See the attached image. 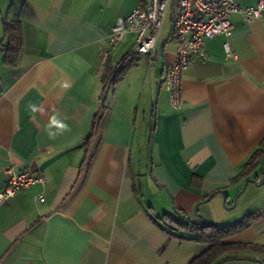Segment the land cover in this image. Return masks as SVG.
Returning <instances> with one entry per match:
<instances>
[{
	"label": "crops",
	"instance_id": "crops-1",
	"mask_svg": "<svg viewBox=\"0 0 264 264\" xmlns=\"http://www.w3.org/2000/svg\"><path fill=\"white\" fill-rule=\"evenodd\" d=\"M139 1L0 0V44L3 20L19 19L23 37L14 67L0 49V190L8 168L44 178L0 204V264H188L208 245L167 234L160 217L177 216L172 203L198 221L196 202L240 189L257 193L245 207L256 218L223 242L264 245V152L241 167L264 139V14L230 15L235 58L222 36L205 40L181 71L179 104L159 100L153 127L147 57L129 49L133 33L108 45ZM244 256L221 264H261Z\"/></svg>",
	"mask_w": 264,
	"mask_h": 264
},
{
	"label": "built area",
	"instance_id": "built-area-1",
	"mask_svg": "<svg viewBox=\"0 0 264 264\" xmlns=\"http://www.w3.org/2000/svg\"><path fill=\"white\" fill-rule=\"evenodd\" d=\"M171 8L172 41L175 45L173 57L167 61L162 86L168 95L171 107L180 102V74L191 58L205 56V40L222 36L226 56L235 58L230 52L227 38L231 35V14H238L244 22H251L264 14V0H256L254 5H241L235 0H140L130 13L119 18L112 26L108 45L118 43L125 34L133 33L136 55L147 57L148 69L154 66L158 29L164 15ZM6 186L0 190V204L13 197L20 189H27L34 183H44L41 175L30 172L5 170ZM40 201L43 199L39 198Z\"/></svg>",
	"mask_w": 264,
	"mask_h": 264
},
{
	"label": "trees",
	"instance_id": "trees-1",
	"mask_svg": "<svg viewBox=\"0 0 264 264\" xmlns=\"http://www.w3.org/2000/svg\"><path fill=\"white\" fill-rule=\"evenodd\" d=\"M3 40L1 41V51L4 52V63L9 67L16 65V60L23 47L22 26L19 19L3 20ZM170 38V37H169ZM127 67L117 69L119 78L127 70ZM264 152V139L259 147L252 153L247 162L242 167V171H250L257 164L258 158ZM179 214L186 216L182 211L177 210ZM255 215L247 214L242 220L226 226L217 227L207 222L201 223L200 220L194 221L181 218L179 215L171 216L163 214L160 220L166 228L167 234L180 239H190L205 243L208 247L188 264H221L224 261L244 258L248 252H254L261 255V263H264V245L253 242L225 243L223 239L229 235L248 227L255 219Z\"/></svg>",
	"mask_w": 264,
	"mask_h": 264
},
{
	"label": "rangeland",
	"instance_id": "rangeland-1",
	"mask_svg": "<svg viewBox=\"0 0 264 264\" xmlns=\"http://www.w3.org/2000/svg\"><path fill=\"white\" fill-rule=\"evenodd\" d=\"M172 13H171V8H169L166 12V15H164V19L162 22V26L160 29H158V43L159 46L162 45L163 43H165L164 46V52L165 53H171L174 50V44L173 42L169 41V37L171 34V27H172ZM132 41L130 40L128 42L129 49H133L135 48V46L133 44H131ZM153 63H154V67L153 69L150 68V70H147V77L146 79L144 78L145 81V86H144V92L142 93V99L143 104L145 107V110L151 114V115H155L157 112V105H158V101L160 100V102H162V100H167L168 95L166 93V91L164 90L163 86H161L159 92L157 93V103L155 105V110L152 107L153 102H154V97L155 94L154 92H156V88H157V84H158V80H160V67H161V58L160 56L157 55H153ZM145 61L142 60L141 64L142 67L145 66ZM146 67H143V69L145 70ZM148 78H152L151 80ZM153 124V121H152ZM241 191V189H240ZM248 190H245V192L241 193L239 191H237L235 197L232 199V201L230 202H225V204L222 203V197L220 199V201H218V197H214V198H209V200L207 202H202L198 205L199 210L198 213L203 215V219L205 220V222L209 223V224H214L217 227L221 226H226V225H230V224H234L236 222H238L239 220H242L243 217H246L247 213L250 212L249 209H246L245 207L247 206V204H251V210H255L258 207V202H259V197L257 196V193L254 192H250V197L249 199H246L245 196H247L248 194ZM241 193V194H239ZM219 202V203H218ZM172 203L170 205V210L169 211H173L172 208ZM192 216L195 217V213H192Z\"/></svg>",
	"mask_w": 264,
	"mask_h": 264
},
{
	"label": "water",
	"instance_id": "water-1",
	"mask_svg": "<svg viewBox=\"0 0 264 264\" xmlns=\"http://www.w3.org/2000/svg\"><path fill=\"white\" fill-rule=\"evenodd\" d=\"M172 33H173V29L171 30V35H172ZM169 41H172V37H170L169 38ZM164 46H165V43H163L160 47H159V55L161 56V58H162V60H163V72H162V77H161V79L160 80H158L159 82H158V84H157V88H156V92H154V94H155V97H154V102H153V105H152V107L154 108V110H155V105H156V103H157V96H158V92H159V90H160V88H161V85H162V80L164 79V74H165V71H166V66H167V58H166V55H164L165 54V52H164ZM155 115H153V118H152V121H153V127L155 126ZM150 144H152V136H151V141H150ZM149 144V145H150ZM149 151H150V165H149V171H150V169L152 168V154H151V145H150V147H149ZM149 174H150V177H151V179H152V181H153V183L155 182L154 181V178L152 177V174H151V171L149 172ZM253 182H255V180H252ZM157 186H159V184L158 183H155ZM243 189V188H242ZM240 192V191H239ZM221 193V192H220ZM222 195H223V197H222V203L224 204V202H225V195L222 193ZM209 198H210V196H208L207 198H205L203 201H198V202H196L195 204H194V206H192L193 207V212L195 213V216L196 217H198V219L201 221V223H204L205 222V220L203 219V215L202 214H200V213H198V207H197V205H199L200 203H202V202H207L208 200H209ZM173 211H174V213L175 214H177V215H179L181 218H186V219H189L187 216H183V215H181V214H179L178 213V211L175 209V208H173ZM261 264H264V263H261Z\"/></svg>",
	"mask_w": 264,
	"mask_h": 264
}]
</instances>
